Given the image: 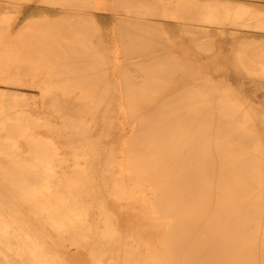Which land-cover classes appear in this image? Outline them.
<instances>
[{
  "label": "bare ground",
  "instance_id": "6f19581e",
  "mask_svg": "<svg viewBox=\"0 0 264 264\" xmlns=\"http://www.w3.org/2000/svg\"><path fill=\"white\" fill-rule=\"evenodd\" d=\"M28 1L0 0V264H264V112L235 95L263 88L252 8Z\"/></svg>",
  "mask_w": 264,
  "mask_h": 264
},
{
  "label": "rangeland",
  "instance_id": "374dc122",
  "mask_svg": "<svg viewBox=\"0 0 264 264\" xmlns=\"http://www.w3.org/2000/svg\"><path fill=\"white\" fill-rule=\"evenodd\" d=\"M13 1H14V0H13ZM15 1H18V2L21 3V4H24L23 2H25V3H26V2H28V3L30 2V1H28V0H24V1L22 0V2H21V0H20V1H19V0H15ZM89 1H90V0H88L87 2H89ZM101 1H102L103 3L105 2V1H103V0H100V2L98 3V0H97V2H96V0H95V1L93 0V1H92L93 4H91V5H92V6H91V7H92L91 9H89V8H90L89 5H90V3H92L91 1L89 2V5L86 4L87 2H86V3H82V2H80V4L82 5V7H83V5H84V9L87 8V7L89 6V7L87 8L88 11H87V9H86V12H90L89 10H92L93 7L97 8V5L100 6V7H99L100 9H102V10L104 9L103 5H105L107 1L105 2V4L102 3V5H99V4L101 3ZM160 1H161V0H160ZM163 1H164V0H163ZM177 1H179V0H177ZM177 1H176V0H170V1H169V2H170V3H169V6H168V10H169V12H167L168 14H164L165 16H164V15H159V16H158V15L156 14L157 17H155L156 15H155V13H154L155 16H154V17L151 16V18H152V19L155 18L154 20H156V21H162V20L165 19V20L169 21L170 23H173V22L178 21L179 18H178L177 16H176V17L178 18V19L176 18L177 20H175V18H172L173 15H174V14H172V13H174V12H172V11H173L174 9H176V8H174V7L177 5ZM180 1L183 2L182 0H180ZM180 1H179V2H180ZM194 1H195V0H194ZM199 1H200V0H199ZM201 1H202V2H208V0H201ZM213 1H214V0H213ZM225 1H227V0H225ZM229 1H230L231 3H236V4H237L238 2H240V3H241V2L246 3L247 5H249V6L252 8L253 11H250V13H252V14L254 15V17H256V21H258L259 19H260L259 21H261V22L264 21V20H261V19H263V18H261V17H264V1H259V0H252V1H251V0H247V1H246V0H228L227 2H229ZM94 2H95V3H94ZM175 2H176V3H175ZM187 2H188V0H187ZM96 3H98V4H96ZM174 3H175V5H174ZM183 3L185 4V2H183ZM188 3H189V2H188ZM188 3H187V4H188ZM190 3H191V2H190ZM190 3H189V4H190ZM85 4H86V5H85ZM94 4H96V5H94ZM108 4H109V3L107 2V4L105 5L107 8L105 7V10H108ZM39 5H40V6H39L40 8H43L44 6H47L46 4H42V5L39 4ZM81 5H80V6H81ZM237 5H238V4H237ZM41 6H43V7H41ZM85 6H87V7H85ZM262 6H263V7H262ZM53 7H58V6L55 5V6H53ZM101 7H102V8H101ZM178 7H179V5H178ZM178 7H177V8H178ZM80 8H81V7H80ZM251 8H250V9H251ZM155 9H156V8H155ZM155 9L153 10L154 12H155ZM157 9H158V8H157ZM157 9H156V10H157ZM164 9H165V8H164ZM108 11H109V10H108ZM174 11H176V10H174ZM178 11H179V10H178ZM255 11H256V13H255ZM156 12H157V11H156ZM158 12H160V11L158 10ZM163 12H164V10H163ZM259 12H262V13L260 14ZM151 13H153V12H151ZM161 13H162V10H161ZM176 13H178V12L176 11ZM176 13H175V15H176ZM257 13H259L261 16H258V17L255 16V14H257ZM262 14H263V15H262ZM175 15H174V16H175ZM257 15H258V14H257ZM118 16H122V14L120 15V13H118V14H117V17H118ZM171 16H172V17H171ZM199 16H200V15H199ZM163 17H165V18H163ZM167 17L169 18V20L167 19ZM170 17H171V18H170ZM259 17H260V18H259ZM156 18H158V19H156ZM159 18H160V19H159ZM161 18H162V19H161ZM3 19H4V18H3ZM3 19L0 21V23H1V22H4ZM257 19H258V20H257ZM165 20H164V21H165ZM170 20H171V21H170ZM198 20H199V19H198ZM200 20H201V17H200ZM251 20H252V19H251ZM253 20H255V19L253 18ZM203 21H204V22L200 21V23H199V21H198L196 24H197L198 26H201V25H199V24H201V22H202V23L205 24V25L202 24V27H205V26L208 24V22L205 23V19H203ZM223 21H225V22H227V23L229 24V25L227 24L228 27H230V28L233 27V30H236V29H239V28H240V30H241V28H242L243 31H246V30L250 31V30H251L250 28L247 29V27H246V28L243 27V26H242L243 23H241L242 20H240V19L237 20L238 23L240 24V26H239L238 28L235 27L236 29L234 28V26H235L234 24H236V23H234V22H233L234 24L232 23L234 26L230 25V24H231V21H233V20H229V21H228V19H227V21H226V20H223ZM240 21H241V22H240ZM256 21L254 22L255 24H256V23H258V24L260 23V22H256ZM6 22H7V21L5 20V23H6ZM243 22H244V21H243ZM252 22H253V21H252ZM209 23H210V24H208L206 27L213 26V25H217L215 22L212 24V21H211V22L209 21ZM238 23H237V24H238ZM244 23H245V22H244ZM254 23H252V24H254ZM263 23H264V22H263ZM263 23H262V24H259V25H262V26H263V25H264ZM1 24H2V23H1ZM10 24H11V23H10ZM101 24H102V25H101ZM252 24H251V26H250L251 28H252ZM258 24H256V27H255V25H253V28H252V29L255 30V31L251 30L250 32H256V33L264 34V30H263L264 28H263V27L261 28L262 30H261V29L259 30V28H260L261 26H258L259 28L257 29V25H258ZM104 25H106V24H103V23H95V24L93 25V27L95 26L94 28H96V30L93 29V30L96 31V35H97V33H98V34L100 33V34H99L100 36H97V38H96L97 40H96V41H99L98 38L100 37V43L104 42V43H102L103 45H101V46L98 45V46H99L98 49H99V48H103L104 45H105V46L107 45V46H106V49H107V48H108V49H107L106 51H105V50H104V51L106 52V54H107V52H109V54H107V55L112 54L111 56H108V59H109V57H110V58H111V57L114 58L115 56H117V58H120V57L123 55L122 52H121L123 49H122V50H119V52H118V49H121L122 47H121V45H117L118 42L120 43V41H118V40H120V39L117 38V37H115V36L117 35V34H115V33H116V30L114 31L113 29H111L110 24H108V25H106V26H104ZM203 25H204V26H203ZM98 26H99V28H98ZM101 26H103V27L100 28ZM245 26H246V25H245ZM104 27H105V28L107 27V28H109V29H111V30L104 29ZM213 27H214V26H213ZM226 27H227V26H226ZM248 27H249V26H248ZM254 27H255L256 29H254ZM102 29H103V30H102ZM231 29H232V28H231ZM244 29H245V30H244ZM101 30H102L103 32H102ZM105 30H106V31H105ZM107 30H108V32H107ZM98 31H99V32H98ZM112 31L115 32V33H114V36H111V35L113 34ZM260 31H261V32H260ZM262 31H263V32H262ZM105 32H106V33H105ZM165 32H166V31H165ZM101 33H102V34L104 33V35L102 36ZM108 33H109V34H108ZM105 34H107L108 36L105 35ZM110 34H111V35H110ZM92 37H96V36L94 35V36H92ZM101 37H102V38H101ZM104 37H106V39H103ZM110 37H112V38H110ZM113 37H114V38H113ZM107 38H108V42H107ZM115 38H116V39H115ZM262 38H263V40H264V37H262ZM102 39H103L104 41H103ZM112 39H115V42H116V40H117L118 42L115 43ZM92 40H93V39H91V41H92ZM260 40H262L261 37H260ZM111 41H112L113 44H116V45H115L116 47L118 46L117 49L115 48L114 45H108V44L111 43ZM257 41H258V40L255 41L256 44H257V43L259 44L260 42H257ZM93 42H94V40L92 41V43H93ZM250 42H251V41H250ZM94 43H95V42H94ZM96 43H97V42H96ZM96 43H95V44H96ZM106 43H107V44H106ZM112 43H111V44H112ZM239 43H241V42H237V47H236V49H239V48H238V44H239ZM248 43H249V41H248ZM253 43H254V41L252 42V44H253ZM95 44H94V45H95ZM98 44H99V43H98ZM254 44H255V43H254ZM258 44H257V46H258ZM239 45H240V44H239ZM262 45H263V44L261 43V46H262ZM102 46H103V47H102ZM110 46H114V47L111 48ZM253 46H254V45H253ZM120 47H121V48H120ZM258 47H259V46H258ZM95 48H97V46H96ZM110 48H111L112 50H113V49H114V50L116 49L117 51H114V50L112 51ZM103 49H105V47H104ZM257 49H258V48H257ZM257 49L254 48V50H252V51L254 52V51L257 50ZM260 49H261V48H260ZM233 50H235V49L233 48ZM262 50H263V49H262ZM111 51H112V53H111ZM237 51H238V50H237ZM257 51H258V50H257ZM257 51H255V52H257ZM260 51H261V50H260ZM260 51H258V52H260ZM117 52H118V54H117ZM120 52H121V54H119ZM253 52H252V55H253ZM114 53H115L116 55H115ZM244 54H246V53H244ZM259 54H260V53H259ZM113 55H115V56H113ZM119 55H121V56L119 57ZM261 55H262V54H261ZM263 55H264V50H263ZM186 56H187L188 58H192V57H193V58L196 59V57H194L193 54H192V55H185V57H186ZM246 56H247V55H245V58H246ZM249 56L251 57V55H249ZM249 56H248V58H250ZM253 56H254V55H253ZM258 56H259V55H258ZM258 56H257V57H258ZM187 57H186V58H187ZM254 57H255V56H254ZM254 57H253V58L251 57V58L254 59ZM262 57H263V56H262ZM113 58L111 59V62L109 61L110 63H107L108 65H112V64H113V61H112ZM115 58H116V57H115ZM259 58H260V57H259ZM257 59H258V58H257ZM257 59H256V57H255V60H257ZM246 60H247V62H249L248 59H246ZM255 60H254V61H255ZM262 60H263V59H262ZM250 61H251V60H250ZM254 61L252 60L251 64H252ZM255 63H257V65H258L259 62L256 61ZM255 63H254V64H255ZM260 63L263 64L262 61H261ZM248 64H250V62H249ZM261 64H259V68L257 67L258 69H256V70L261 69V72H262V73L260 72V70H259V72L256 71L255 74L251 73V74H253V75L259 76V80H260V77H261V79L264 78V71H263L264 68L262 67V68H263V69H262V68L260 67V66H262ZM255 65H256V64H255ZM200 66H201V67H200V68H201V70H200L201 73H200V71H199L198 69H196V70H198V72L200 73V74L198 73V75H197V79L203 78V76L205 77V74H206V77H208L209 74H211V71L208 70V68H203V67H207V66H205V65H204V66L200 65ZM251 66H252V65H251ZM263 66H264V65H263ZM253 68H254V66H253ZM251 70H253V72H254V71H255V68H254V69H251ZM204 71H206V72H204ZM250 72H251V71H250ZM196 73H197V72H196ZM204 73H205V74H204ZM256 73H258V74L261 73V74L258 75V74H256ZM201 74H202V75H201ZM207 75H208V76H207ZM262 76H263V77H262ZM211 80H212V82H213L212 87L215 88V89H217V90L222 89V87H223V88H226V87H227L228 89H231V87L226 86V84L224 83V79H221V80H219V81H215L214 78H211ZM260 82L262 83L263 88H261V87H260V88H255V89L252 88V89H249V91H247V93H246V92H245V93H237V94L235 93L236 96H240V97L244 100V101H240V102L238 103V105H241V104H242V106H243V103H242V102L245 103L246 101H248L247 103L244 104V106L249 105L250 107H254L253 109H255V110L251 109V110H253V112H258L259 110H260L261 112H264V79H263V81L260 80ZM217 83H219V85H218ZM223 84H224V85H223ZM222 85H223V86H222ZM221 86H222V87H221ZM218 88H219V89H218ZM258 91H259V92H258ZM253 96H254V97H253ZM29 102H30V101H28V103H29ZM246 104H247V105H246ZM37 105H38V109H40L41 112H42V109L40 108L41 105H42V102L37 103ZM39 105H40V106H39ZM43 105H46V106H47V105H50V104H48V103H46V104L43 103ZM28 106H30V105H28ZM249 106H248V107H249ZM257 110H258V111H257ZM260 111H259V112H260ZM263 115H264V114H263ZM42 119L45 120V121H47L45 118H42ZM51 120H52V121H51ZM57 121H59V122H57ZM60 121H62V120H61V119H57V118H53V119L48 120V122H50V123H52V124H54V125H59ZM59 131H60V130H59ZM59 131H58V132H59ZM61 132H62V133H61ZM58 134H60V135L63 136V135H65V132H63V130H62V131H60V133H58ZM45 136H47V135H45ZM54 137H59V135H56V134L53 133L51 136H49V138H54ZM64 250H65L66 258H67V259L69 258V259H68L69 261H73V262H74V261H77L78 263L83 264V263H85L86 261H90V260H88V259H92V258H91V255H90V254H91V249H82L81 252L78 251L79 253H81V255H79V253L77 252L76 247H74V246H68V245H66V248L64 247ZM66 251H67V252H66ZM74 254H76V256H75ZM77 254H78V256H77ZM94 255H95V254H94Z\"/></svg>",
  "mask_w": 264,
  "mask_h": 264
}]
</instances>
